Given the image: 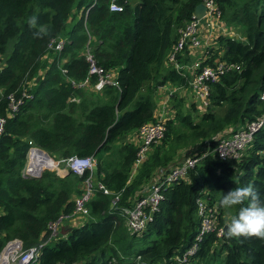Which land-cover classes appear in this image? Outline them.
<instances>
[{
  "label": "trees",
  "instance_id": "obj_1",
  "mask_svg": "<svg viewBox=\"0 0 264 264\" xmlns=\"http://www.w3.org/2000/svg\"><path fill=\"white\" fill-rule=\"evenodd\" d=\"M109 1L0 0V117L7 115L9 96H20L37 80L30 89L33 99L8 120L0 137V254L13 240H20L25 249L46 241L48 226L73 213L74 197L82 194L80 185L88 176L46 171L37 179L24 178L34 146L55 161L94 157L98 181L110 192H96L88 205L89 219L68 237L47 245L39 264H264V240L218 237V230L226 231L231 216L247 203L228 210L231 216L226 219L220 206L225 193L251 184L264 199V129L238 159L209 156L187 179L163 189L159 212L142 236L127 233L120 211L141 198L158 171L176 163L185 148L206 141L214 148L218 135L264 114V0H217L223 22L237 28L245 40L219 37L209 50L210 61L220 57L242 70L212 85L203 114L194 103L187 106L186 99L172 96L175 117L166 121V136L134 175L137 149L127 140L157 121L160 88L189 87L190 75L168 66V58L181 29L204 0H139L122 13H111ZM94 4L85 26L80 13ZM34 15L38 24L48 26V36L34 38L35 29L27 23ZM89 35L97 64L117 71L119 88L96 93L68 82L88 76L83 53ZM56 38H67L68 44L61 53L51 54L50 63L45 56ZM178 60L189 64V50ZM177 125L184 130L178 131ZM205 187L212 205L219 207V226L197 241V200ZM124 232L128 237L120 239ZM126 239L130 242L122 243ZM194 244L196 254L182 262Z\"/></svg>",
  "mask_w": 264,
  "mask_h": 264
},
{
  "label": "built area",
  "instance_id": "obj_2",
  "mask_svg": "<svg viewBox=\"0 0 264 264\" xmlns=\"http://www.w3.org/2000/svg\"><path fill=\"white\" fill-rule=\"evenodd\" d=\"M96 1L97 0H95V4ZM120 1L121 0L109 1V10L111 13L124 12L127 5L130 4V2L132 3L133 0H124L123 3ZM95 4L82 10L80 13V18L82 16L85 18V26L87 25L89 13ZM202 4L206 8L204 17L200 20L194 15L193 20L188 22L185 27L181 29L179 39L173 46L168 58V66L172 65L183 76H187V74L190 75L191 79L188 90L193 95L197 111L203 114L210 104L212 85L219 83L225 75L231 72H240L242 70L240 65L221 61L218 58L210 61L211 57H209V55L207 56L205 52L212 45L209 43L210 38H204V24L212 27L214 34L220 37L223 36L237 40L242 39L240 38L241 35H238L237 28L229 27L223 22L222 12L219 9L217 0H204ZM92 40V36L89 35V41L83 53V56L89 64L88 76L79 83L72 80L68 82L75 89L94 91L96 93H101L106 87L119 88L117 71L106 70L97 64L90 47ZM67 44V38L53 39L48 45L45 59L51 63V54L61 53ZM185 49L189 50L192 58L189 64H181L178 60ZM62 73L67 75L68 71L62 69ZM36 82L37 80H34L30 88H25L20 96H15V94L9 96L7 115L5 117H0V137L6 131L8 120L17 116L25 103L33 99V94L30 93V89L36 86ZM164 89L166 91H164ZM160 90L167 93L168 101L165 104V113L155 123H147L135 133L138 139V146L133 174H135L149 159L153 147L162 143L167 132L166 121L174 117L170 115L171 112L168 111V102L172 96L177 94L178 90L171 85H166L160 88ZM261 100L264 102V94L261 96ZM72 101L79 102L76 99ZM172 112L175 114L174 110ZM262 129H264V114L238 130L231 128L225 133L218 135L215 138L216 146L214 148H212L209 141H206L199 154L192 156L187 155L167 169L158 171L155 178L143 191L141 198L136 200L130 207L120 208L121 216L125 220V225L129 234L131 236H142L147 231L149 225L154 221L155 215L159 212L160 203L163 200V189L172 186L177 181L187 179L190 172L194 170L203 159L209 156H215L221 160L238 159L241 154L250 147L255 135ZM39 153L46 156L48 165L45 163V166L42 165L40 167L36 159V155ZM95 167H97V161L94 157L81 158L75 156L67 160L55 161L41 149L34 146L30 148L23 175L28 174L34 177H41L44 172L53 171L63 177L71 171L73 174L80 177H83L85 174H88V176L81 185L82 194L75 200V209L73 213L59 217L57 221L48 226L49 236L47 240L30 249H25L20 240L8 242L0 254V264H39L44 248L50 243L64 238H58V236L62 232L66 222H76L79 224L78 226L81 227L89 219L88 205L94 199L96 192L99 190L105 195L110 194V192L97 181ZM209 196V187H205L197 200V213L200 218L197 241H202L206 234L216 231L219 226L217 219L219 207L217 205H212ZM119 201L120 196L115 197V207ZM221 229L222 228L218 230V237L222 236ZM197 250L198 245L194 244L183 255L181 261L186 262L189 257L196 254Z\"/></svg>",
  "mask_w": 264,
  "mask_h": 264
},
{
  "label": "clouds",
  "instance_id": "obj_3",
  "mask_svg": "<svg viewBox=\"0 0 264 264\" xmlns=\"http://www.w3.org/2000/svg\"><path fill=\"white\" fill-rule=\"evenodd\" d=\"M30 28L35 29L34 38L41 39L49 35L47 25L38 24V18L34 15L27 21ZM239 208L236 215H232L226 225V231L221 229L222 235L228 239L233 238H257L264 240V199H261L259 191L251 184L229 190L220 200V206L225 210Z\"/></svg>",
  "mask_w": 264,
  "mask_h": 264
},
{
  "label": "crops",
  "instance_id": "obj_4",
  "mask_svg": "<svg viewBox=\"0 0 264 264\" xmlns=\"http://www.w3.org/2000/svg\"><path fill=\"white\" fill-rule=\"evenodd\" d=\"M203 35H204V38L205 39H207V38H210V40H209V43H210V45H212L211 47H213L214 45H216V40L220 37V36H218L217 34H214V31H213V29H212V27H210V26H207L206 24H204V26H203ZM218 36V37H217ZM217 38V39H216ZM241 39H242V41H244L245 39L241 36L240 37ZM213 39H216V40H213ZM211 47L208 49V50H206V52H205V54H207V56L209 55V50L211 49ZM218 59H220V57L218 58ZM190 61H192V58H191V60ZM172 86V85H171ZM173 87H175L177 90H178V92H177V94L176 95H179L180 97H182V98H184V91L185 92H187V91H189L188 90V88H183V89H180V87H178V86H173ZM161 90H163V89H161ZM161 90H159L158 91V93H157V110H156V112H155V118H156V120H158V119H160L161 118V116L165 113V111H164V108L166 107L165 106V104H166V102L168 101V99H167V93H165V92H163V91H161ZM164 91H166L165 89H164ZM191 93V92H190ZM163 94V95H162ZM185 94H187V93H185ZM185 99V98H184ZM170 101V100H169ZM171 103V101L169 102V104ZM186 104H187V106H190L191 104H193V103H189V101L186 99ZM195 104V103H194ZM170 106V105H169ZM195 106H196V104H195ZM127 142L128 143H130V144H132L136 149H137V146H138V139L136 138V135H135V133L134 134H132L129 138H128V140H127ZM178 162V161H177ZM132 173H133V169H132ZM132 175H134V174H132ZM97 181H98V178H97ZM80 190H82V186L80 185ZM78 198V196H75L74 197V200H76ZM76 223V222H75ZM71 224V223H70ZM71 225H73V224H71ZM74 226H75V224H74ZM76 228H79V226H77ZM76 228H74V227H72V229L71 228H69V227H65V225L63 226V230H62V234H66L65 235V237L64 238H66V237H68V235L70 234V231H72V230H74V229H76ZM67 231V232H66ZM64 232V233H63ZM63 238V239H64Z\"/></svg>",
  "mask_w": 264,
  "mask_h": 264
},
{
  "label": "rangeland",
  "instance_id": "obj_5",
  "mask_svg": "<svg viewBox=\"0 0 264 264\" xmlns=\"http://www.w3.org/2000/svg\"><path fill=\"white\" fill-rule=\"evenodd\" d=\"M238 35L240 36L241 35V32L240 31H238ZM1 59H2V57H1ZM185 93H187V94H185ZM163 95V94H162ZM184 98L185 99H187L188 101H189V103L191 104V103H194V98H193V95L189 92V91H187V92H185L184 91ZM167 97V96H166ZM170 102V101H169ZM169 102H168V106H169V108H168V111H170L171 112V114L170 115H172V116H174L175 117V114H174V112H172L174 109L172 108V105H171V103L169 104ZM167 106V107H168ZM172 116H170V117H172ZM173 118V117H172ZM177 127V130L178 131H183L184 130V128H182L180 125H177L176 126ZM203 145V144H202ZM201 144H198V145H196V146H190V147H188V148H185L182 152H181V154H180V156H179V158L177 159L178 161H180V160H182L185 156H187V155H189V156H192V155H197V154H199V152H200V150L201 149H203V146H202ZM50 172H53V171H50ZM133 174V173H132ZM64 177V176H63ZM96 177H97V175H96ZM224 216H225V218L227 219V218H230V213H229V211L228 210H225L224 209ZM73 224V225H71V224ZM74 224H75V226H74ZM79 224L78 223H75V222H66L65 223V227L67 226V227H69V228H71L72 229V227H74V228H76L77 226H78ZM125 227H126V225H125ZM67 232V231H66ZM71 232V231H70ZM64 233V232H63ZM127 233L129 234V231L127 230ZM127 233H123L121 236H119V238L120 239H122L123 238V236H125L126 238L128 237L127 236ZM66 235V234H65ZM65 235L64 234H62V232L60 233V235L58 236V238L59 237H61V238H63V237H65ZM130 235V234H129ZM67 236V235H66ZM57 238V239H58ZM127 242H130V239H126V240H123V242L122 243H127ZM135 248L137 249L138 247L135 245ZM11 264H13V263H11Z\"/></svg>",
  "mask_w": 264,
  "mask_h": 264
},
{
  "label": "water",
  "instance_id": "obj_6",
  "mask_svg": "<svg viewBox=\"0 0 264 264\" xmlns=\"http://www.w3.org/2000/svg\"><path fill=\"white\" fill-rule=\"evenodd\" d=\"M138 1H139V0H133V1H132V4L134 5V4H136ZM205 12H206V8H205V6H204L203 4H201V5H199V6L196 8V10H195V15H196V17H197L198 19L201 20V19L204 17ZM95 170H97V167H95ZM70 174H72L71 171H69V172L67 173V175H70ZM24 178L37 179V178H40V177H34V176H31V175L26 174V175H24Z\"/></svg>",
  "mask_w": 264,
  "mask_h": 264
},
{
  "label": "bare ground",
  "instance_id": "obj_7",
  "mask_svg": "<svg viewBox=\"0 0 264 264\" xmlns=\"http://www.w3.org/2000/svg\"><path fill=\"white\" fill-rule=\"evenodd\" d=\"M37 163H39L40 167L43 165L45 166V163L48 165L46 161V156L42 155L41 153L36 155Z\"/></svg>",
  "mask_w": 264,
  "mask_h": 264
}]
</instances>
